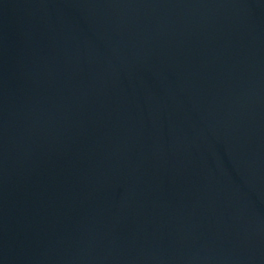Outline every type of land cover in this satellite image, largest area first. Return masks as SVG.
Instances as JSON below:
<instances>
[{
	"label": "water",
	"instance_id": "1",
	"mask_svg": "<svg viewBox=\"0 0 264 264\" xmlns=\"http://www.w3.org/2000/svg\"><path fill=\"white\" fill-rule=\"evenodd\" d=\"M0 264H264V0H0Z\"/></svg>",
	"mask_w": 264,
	"mask_h": 264
}]
</instances>
